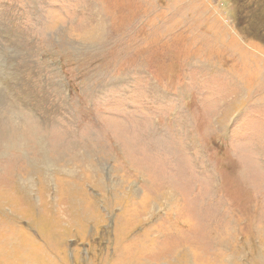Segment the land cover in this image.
<instances>
[{
	"label": "rangeland",
	"instance_id": "1",
	"mask_svg": "<svg viewBox=\"0 0 264 264\" xmlns=\"http://www.w3.org/2000/svg\"><path fill=\"white\" fill-rule=\"evenodd\" d=\"M253 1L0 0V264H264Z\"/></svg>",
	"mask_w": 264,
	"mask_h": 264
},
{
	"label": "trees",
	"instance_id": "2",
	"mask_svg": "<svg viewBox=\"0 0 264 264\" xmlns=\"http://www.w3.org/2000/svg\"><path fill=\"white\" fill-rule=\"evenodd\" d=\"M242 3V5L243 6H247L246 8H244V9H242L241 10V16H244V17H251V16H253V15H256L257 13H258V10L257 11H249V10H252V8L253 7H256V3L253 1V0H241V2H240V4ZM259 9H261V10H264V4L263 5H261V7L259 8ZM261 10H260V12H261ZM249 11V16H247L246 15V13ZM239 19H240V17H239ZM238 19V20H239ZM254 19H253V17L252 18H250V22H248L247 21V19H242V21H238L239 22V24H240V27L241 28H244V27H246L247 25H249V29L251 30V31H253V32H256L257 31V33L259 34V35H264L263 33H264V28L262 27V28H260L258 25H257V23L255 22V21H253ZM261 38L263 39V37L261 36ZM261 38H260V40H261ZM263 42V44H264V40L262 41Z\"/></svg>",
	"mask_w": 264,
	"mask_h": 264
},
{
	"label": "bare ground",
	"instance_id": "3",
	"mask_svg": "<svg viewBox=\"0 0 264 264\" xmlns=\"http://www.w3.org/2000/svg\"><path fill=\"white\" fill-rule=\"evenodd\" d=\"M14 57V56H13ZM11 110V109H10ZM14 114V113H13ZM14 116V115H13ZM5 117V116H4ZM12 118V117H11ZM14 118H16V117H14ZM13 118V119H14ZM12 119V120H13ZM4 122L6 121V120H3ZM2 128L0 129V144H1V141H2V132L1 131H3L4 129H5V125H2L1 126ZM4 132V131H3ZM4 133H6V132H4ZM4 135H6V136H8V138L10 139L9 141L10 142H12L13 140L11 139V134H9V133H7V134H4Z\"/></svg>",
	"mask_w": 264,
	"mask_h": 264
}]
</instances>
